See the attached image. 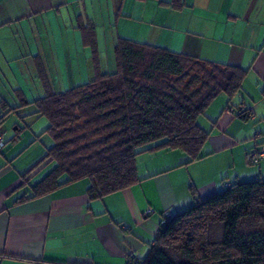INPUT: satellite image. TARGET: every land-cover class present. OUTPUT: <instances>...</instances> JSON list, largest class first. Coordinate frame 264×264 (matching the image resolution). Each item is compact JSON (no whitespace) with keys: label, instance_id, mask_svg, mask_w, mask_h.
<instances>
[{"label":"crops","instance_id":"0c3cea01","mask_svg":"<svg viewBox=\"0 0 264 264\" xmlns=\"http://www.w3.org/2000/svg\"><path fill=\"white\" fill-rule=\"evenodd\" d=\"M168 1L0 0V115L21 98L44 95L36 60L54 91L92 78V52L79 23L94 26L101 70L115 69L119 36L247 70L238 94L230 101L218 95L198 118L210 132L202 157L188 162L179 150L153 151L150 160L137 164L138 182L95 200L86 194L90 180L82 179L14 203L54 162L42 161L52 143L36 145L48 124L32 131L24 107L10 111L1 125L0 264L143 260L164 211H182L231 181L264 179V159L256 166L246 159L264 146V0H180V10L161 3ZM25 132L34 135L24 141Z\"/></svg>","mask_w":264,"mask_h":264},{"label":"trees","instance_id":"16d2710c","mask_svg":"<svg viewBox=\"0 0 264 264\" xmlns=\"http://www.w3.org/2000/svg\"><path fill=\"white\" fill-rule=\"evenodd\" d=\"M161 3L183 6L180 0ZM78 26L92 52V78L54 91L36 60L44 95L21 98L0 115L1 127L10 111L33 105L48 120L38 137L52 140L42 161L54 162L53 168L15 204L82 179L90 180L88 198L100 199L140 180L137 156L143 152L179 150L188 162L199 159L210 132L198 118L218 95L230 101L242 90L247 70L240 66L120 36L113 46L115 69L102 71L93 24ZM128 264H264V179L231 181L171 212L145 259Z\"/></svg>","mask_w":264,"mask_h":264},{"label":"rangeland","instance_id":"374dc122","mask_svg":"<svg viewBox=\"0 0 264 264\" xmlns=\"http://www.w3.org/2000/svg\"><path fill=\"white\" fill-rule=\"evenodd\" d=\"M102 70L103 71H109L107 70L104 65L102 67ZM67 83H65L66 85ZM68 85H72V84H68ZM69 87L66 85V88H56L55 91H61V90H65V89H68ZM29 97V96H28ZM33 109H35V107L33 105H31L29 108L26 106L23 108V111H22V114H28L25 116V121H26V124L30 125L31 128H32V131L36 130V129H40V127H45L47 124H48V120L43 117V116H34L33 114H31L30 111H32ZM12 118H15V116H11V119ZM11 119L7 120V127L11 126ZM202 119H201V125H202ZM204 125V124H203ZM12 128V126L10 127V129ZM41 133V132H40ZM30 134H33L34 135V132H25L23 134V137L22 139H24V141L28 140ZM39 135V134H38ZM37 135V136H38ZM37 138V137H36ZM37 144L36 145H40V146H44V145H48L52 143V140L51 138L49 137V135L47 134H44L40 137H38L37 139ZM153 156V153L151 152H143L141 153L140 155L137 156V164H143L145 161H148L150 160V158ZM252 166H256V164H252Z\"/></svg>","mask_w":264,"mask_h":264},{"label":"built area","instance_id":"2783aa9c","mask_svg":"<svg viewBox=\"0 0 264 264\" xmlns=\"http://www.w3.org/2000/svg\"><path fill=\"white\" fill-rule=\"evenodd\" d=\"M3 147H4L3 128L0 127V150ZM246 159L250 164H257L260 160L264 159V146H261L260 148L249 152ZM146 213H149V210H147ZM170 215L171 212L169 210L164 211V217L161 218L160 224H164L166 221V217H169Z\"/></svg>","mask_w":264,"mask_h":264}]
</instances>
